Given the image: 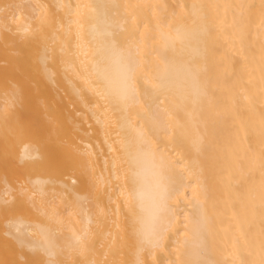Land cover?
Wrapping results in <instances>:
<instances>
[{
	"label": "bare ground",
	"instance_id": "6f19581e",
	"mask_svg": "<svg viewBox=\"0 0 264 264\" xmlns=\"http://www.w3.org/2000/svg\"><path fill=\"white\" fill-rule=\"evenodd\" d=\"M0 264H264V0H0Z\"/></svg>",
	"mask_w": 264,
	"mask_h": 264
}]
</instances>
